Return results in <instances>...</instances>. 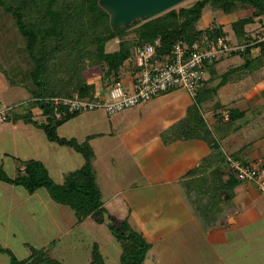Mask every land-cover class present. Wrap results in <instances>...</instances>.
<instances>
[{
	"label": "rangeland",
	"instance_id": "1",
	"mask_svg": "<svg viewBox=\"0 0 264 264\" xmlns=\"http://www.w3.org/2000/svg\"><path fill=\"white\" fill-rule=\"evenodd\" d=\"M194 1L182 0L171 8L179 9L180 7L189 6ZM248 13L249 10L246 8L237 9L229 14H224L220 11H204L197 27L201 29L205 28L211 22L213 24H220L225 31V36L228 37L227 45L232 48L231 51L241 50L243 43L241 42L240 44V39L231 31L230 23ZM155 14L153 13L152 15ZM1 15L6 20L0 22L1 25L5 26L4 32H7V36L13 39V43L20 45L21 40L16 30H13L10 17L2 13ZM245 31L249 36L254 35L255 37H259V40L264 36L261 33H259L260 35H256L257 31L264 32V28H262L260 23L256 22V19L253 23L246 25ZM116 43L117 39L115 38L107 43L106 48L108 50L115 49ZM7 52H4L0 56V70L5 72L7 78H13L15 66L22 64L20 61L23 62L25 57L23 54L17 55L16 53L8 57L6 55ZM250 54L253 57L257 56V62L251 61L248 67L249 71L245 73L242 69L234 68L243 62L242 55L235 54L232 56L229 52L226 55H219L222 56V59L217 61L216 72L211 79V85H215L219 81L221 74L228 67L233 68V71L225 74V76L227 75L225 83L215 92L207 94L206 99L203 98L204 95L201 91L197 97H190L183 89H174L157 95L144 103L109 115L102 110L80 112L58 126L55 129L57 136L67 139L74 138L77 143H82L90 148L93 155L91 165L92 168L94 167L95 176L99 183L100 179H104V177L118 183L119 190L117 196H115L116 198L110 200L104 197L102 199L107 207L109 205L112 206L111 208H113L114 212H103L99 216L104 220L102 226L99 223L96 224L89 217L77 223L69 206L54 202L49 197L46 188L40 187L34 193L27 194L21 186H9L0 182V247L3 248V251H0V264H10L8 254L13 255L17 260L26 258L29 254V246H25L23 243H27L32 248L38 249L41 247V244L45 243V240L50 241L52 238L55 242H52L53 247L47 251V255L59 260L63 264H85L89 257V245L92 241L98 243L103 259L106 254L114 255L108 260L106 257L104 260L105 264L116 263L120 248L106 223L117 226L120 217L123 219V216L126 214L125 210L131 207L134 211L138 202L144 203L145 213L146 200L149 201L148 209H146L148 214L143 221L148 224L150 220V229L144 238L146 241H150L152 245L157 240L163 241L165 234L161 229L166 228L168 223L159 214L160 211L162 212L161 208L165 201L161 199L164 192H161L160 187L162 186L159 184L160 175L157 176V174L153 173L150 164L143 171L145 174L152 173L151 180L144 181L143 175L136 169L135 161L137 155L135 156V154L130 153L131 149L137 146V144L142 145L145 143L148 137L159 136L170 140L171 133L175 132L174 129L179 128L181 125V127L185 128L184 125L192 121L193 113L197 112L200 115L204 114L215 119H220L221 116L218 109L222 107L219 105L224 103L220 94L225 97V105H231L228 104L230 102L228 98L237 97L238 93L243 90L250 91L256 99L263 98L264 81L256 83L257 80L264 79V66L260 62L262 57L258 56L256 48L251 49ZM22 65L24 67L26 63ZM251 71L257 75L255 81L252 78L253 83H250V80L246 77V74ZM83 74L86 80L94 82L97 91L101 92V83L98 76L86 70ZM206 75L207 72H205ZM238 77H241L239 82L238 80L235 81ZM129 78L130 76L125 73L121 80L123 87L127 85L130 80ZM3 82L6 89L0 92V108L6 109V118L3 122H0V169L7 175L12 176L16 173V166L19 163L37 160L45 167L48 177L54 183L59 184L63 182L65 174L68 171L77 169L78 164L83 163L82 155L71 147L58 145L54 141L47 140L42 129L33 124V121L40 122L43 120L38 110L39 106L33 109V114L29 115L28 113V109L32 105L30 93L24 87L6 85L7 79L5 78H3ZM240 82L242 84L239 86ZM234 100L236 101V98ZM216 103H218V107ZM257 108H259L260 115L253 116L251 112L246 113L241 118L235 119V121L226 122L228 129L231 131L239 123H245L252 131L248 135L242 133L244 136L241 137H244L246 141L255 138L257 132H264V101ZM170 117L176 119V125H171V127L169 126L170 128L167 127L166 131L164 127L167 119ZM29 118L31 122L27 121ZM210 139L211 141L213 139L216 141L214 136ZM158 143H162V141L160 140ZM186 145L187 142L184 140L178 146L180 154L183 156L191 150L187 149L188 145ZM216 146L218 149V145ZM244 151H236V154L232 152V157L241 158L244 153L250 154L252 152L250 147H246ZM199 153L200 151L196 155H199ZM170 157L171 155L164 157L162 162H166ZM224 158L227 161L226 156ZM240 158L239 160H241ZM256 160L258 159L251 161ZM224 170L227 173V169ZM128 177L134 178L135 184L130 185L125 191L123 187ZM148 182L154 185H151L150 191L147 190V196L138 197L135 189ZM11 191L16 192V195L13 196L10 193ZM200 198L189 196V200L193 203L192 205L196 207H201L204 202L209 201V198L207 199L206 196L202 199ZM212 199L217 209L223 207V202L225 201L221 200L219 194L215 195ZM104 204L103 208H105ZM110 213L112 216L109 215ZM198 218L203 223L209 222L204 214L200 213ZM211 221L213 222V220ZM76 223L77 225H74ZM159 234L163 235L160 239ZM152 248H154L155 252L145 253V264H151L152 260L156 261L157 264H176L171 257L166 259L165 255H160L157 252V244H154Z\"/></svg>",
	"mask_w": 264,
	"mask_h": 264
},
{
	"label": "trees",
	"instance_id": "2",
	"mask_svg": "<svg viewBox=\"0 0 264 264\" xmlns=\"http://www.w3.org/2000/svg\"><path fill=\"white\" fill-rule=\"evenodd\" d=\"M241 8L248 9L249 13L233 20L230 29L240 39V44L243 43V48L229 53L232 56L242 55L243 62L234 68L242 69L245 73L249 70L251 61L257 62V56L252 57L250 54L253 48H256L258 56L262 57L260 62L264 66V41L254 35L249 36L245 31L246 25L253 23L255 19L264 28V0H195L189 6L179 9L170 7L155 15L148 12L126 22L117 23L112 22V11L104 5L103 0H0V12L10 17L13 30H16L21 40L20 45L12 42L14 47L11 53L23 54L25 58L20 62L26 63L24 67L22 64L15 66L13 78H7L2 70L0 72L8 80V84H20L30 93L32 106H39L43 120L33 121V124L42 129L46 139L71 147L83 157L82 165L68 171L63 182L59 184L48 177L45 167L37 160L19 163L14 176H9L0 169V181L21 186L28 194L44 187L54 202L69 206L77 221L91 215L101 222L102 218L99 216L103 209L91 165L93 155L90 148L77 143L74 138L59 137L55 133L58 126L80 112L64 111L59 118H55L49 104L38 98L53 95L71 96L73 93L79 97L92 98L97 88L94 82L86 80L83 74L85 70L98 76L101 91L121 82L125 73L132 80L140 72V67L134 60L137 47L152 43L158 38L155 55L163 56L170 54L172 45L178 41L187 46L192 42H207L217 36H223L225 31L220 24L211 22L205 28L197 27L203 12L220 11L229 14ZM259 33L264 35V32L259 31L256 35H260ZM115 38L116 48L108 50L107 43ZM221 59L222 56H219L206 64L207 75L204 74L195 97L201 91L206 99L207 94L215 92L225 83V74L232 72L233 68L228 67L215 85L209 84L215 75L217 61ZM261 99L264 100V97ZM216 104L218 107V103ZM28 113L31 114L29 109ZM226 115L227 122H230L241 118L243 112L229 108ZM192 117L195 127L198 124L202 126L200 114L193 113ZM27 121L31 122L30 118ZM207 141L218 169L214 168L208 174L198 176L193 183L205 190L200 199L210 197L202 208L208 219V216L214 217L213 213L221 210L211 205V196L223 191L227 199H230L232 188L239 181L228 167L225 156L217 149L215 141ZM232 156V160L249 162ZM221 169L228 171L225 173V170L223 172ZM223 173L227 175L224 180L219 178ZM107 226L120 248L116 264H144L145 253L150 244L142 235L132 229L126 221H121L117 226ZM2 249L0 247V251H3ZM28 249V256L22 260L8 254L9 263L63 264L49 257L44 250L31 246ZM85 264H104L95 244L91 245Z\"/></svg>",
	"mask_w": 264,
	"mask_h": 264
},
{
	"label": "crops",
	"instance_id": "3",
	"mask_svg": "<svg viewBox=\"0 0 264 264\" xmlns=\"http://www.w3.org/2000/svg\"><path fill=\"white\" fill-rule=\"evenodd\" d=\"M4 20L5 18L2 17L0 12V22H3ZM4 30L5 26L0 23V43L2 44L0 46V56L3 55L4 52L10 50L6 55L11 57L13 54L11 53V49L14 47L12 44L13 39H11L10 36H7V32L5 33ZM11 61L13 60L11 59ZM252 71L246 74L250 83H253L252 78L255 81L257 76L255 73H252ZM3 78L5 77L0 72V92H3L6 89ZM237 80L239 82L241 77H238L235 81ZM257 81L256 83H262L264 79ZM211 83L212 82L209 84L211 85ZM240 84H242V82L238 85L240 86ZM6 85L21 86L20 84L11 85L8 84V82ZM220 96H222V102H224L221 104L223 106L218 109L221 116L220 119L201 114L202 126L198 124V126L195 127V123L192 121L185 124V128L181 127L182 125L180 124L181 126L174 129L175 132L171 133L170 140L163 139L159 136L148 137L145 143L142 145L137 144V146L131 149L130 152L135 154V156L137 155L135 161L136 169H138L143 175L144 181L151 180L152 173L149 172L150 174H145L143 171L144 168L149 167L150 164L153 173L157 174V176L160 175L159 184L162 186L160 187L162 190L161 192H164L161 199L165 201L161 208L162 212L160 211L159 214L160 217L162 216L166 220L168 225L166 228L161 229L164 231L165 239L163 241L157 240L154 244L158 245L157 252H159L160 255H165L166 259L171 257L176 264H264V193L259 192L253 183L238 182L232 188V196L230 199H227L225 193L221 191L219 196L222 201H225L223 202L224 205L221 210L213 213L214 217L212 215L208 216V223H203L198 218L200 213L203 214V206L196 207L195 205H192V201L189 200V196L196 198L202 197L203 191H205L201 186L198 187L195 185L193 180L200 175H204V173L205 175L208 174L214 168L218 169V164L212 156L213 153H211L207 141L212 136L215 137V143L218 145V149L223 156H226V158H230L233 153L236 154V151L240 150L242 152L246 147H250L253 152L250 153L251 155L244 153L243 157L238 158L247 161L258 159L259 161L264 162V132H257L255 138L246 141V139L244 140V137L241 136L248 135L252 132L251 128L248 127V125H245V123H239L230 131L226 125L227 118L224 119L222 117V114L226 113L229 108H235L240 112L242 111L243 115L250 112L253 116H257V114L260 115V112L258 111L260 107L257 108V106L262 104L264 100L261 98L256 99L250 91L243 90L238 93L237 97L228 98L230 101L228 104L231 105H225V97L221 94ZM234 98H236V101ZM35 107L36 106H30L29 111L31 114H33V109ZM171 125H176V119L172 117L166 121L164 127L166 131L167 127L170 128ZM242 133H244V135H242ZM160 140L162 143H158ZM184 140L187 142V149L191 150L183 156L180 154L181 152L178 146L179 143ZM199 151V155H196ZM169 155H171V157L168 158L166 162H162V159ZM204 158H206V160L208 159V161H204ZM80 165L78 164L76 168H79ZM148 170H150V168H148ZM93 171L95 176L94 167ZM220 171L224 172V169H221ZM213 176L214 175H212V179ZM226 176L227 175L223 173L219 178L224 180ZM133 180L134 178L129 177L126 179L123 187L125 191L130 185L135 184ZM95 182L100 192L101 209H103V212H114L113 208H111L112 206L109 205L107 207L102 199L104 197L110 200L115 199L119 190L118 183L105 177L104 179L101 178L99 183L96 176ZM7 185L13 186L12 184ZM151 185L154 184L148 182L137 188L135 187L136 195H138V197H143V195L147 196L146 192L151 188ZM10 193L13 194V196L16 195V192L14 191H11ZM206 198L210 199L209 196ZM211 198H214V196H211ZM103 204L105 205V208L102 207ZM211 205H216L213 202V199L211 200ZM148 206L149 201L146 200L145 213L143 202H138L134 211L131 207L127 208V210H125L126 214L123 216V219L120 217L118 224L121 221H126L132 229L138 231L144 238L145 234L150 229V220L148 224L143 221L148 214V211L146 210L148 209ZM109 215L112 216L111 213ZM87 217L93 219L96 224L99 223L101 226L104 223L103 219L101 222H98L91 215ZM108 219L110 218L108 217ZM211 220H213V222ZM77 223H79V221H77ZM77 223L74 225H77ZM162 236L163 235L159 234V239L162 238ZM52 242H55L53 238L50 241L45 240V243L41 244L39 249L46 250L45 252L49 251V249L53 247ZM148 243L150 244V247L146 252H155L154 248H152L154 244L152 245L150 241ZM92 244L97 246V250L100 253L99 245L96 241L90 243L89 250ZM23 245L30 246L27 243H23ZM113 256V254H106L103 259L101 255L103 262L106 257L108 260ZM144 261L145 260H143V262ZM151 264H157V262L152 260Z\"/></svg>",
	"mask_w": 264,
	"mask_h": 264
},
{
	"label": "built area",
	"instance_id": "4",
	"mask_svg": "<svg viewBox=\"0 0 264 264\" xmlns=\"http://www.w3.org/2000/svg\"><path fill=\"white\" fill-rule=\"evenodd\" d=\"M261 40L264 41V36ZM227 41L225 35L207 42H192L187 46L178 41L172 45L170 54L156 56V38L152 43H145L135 49L134 60L140 72L124 87L122 82H116L104 91H96L92 98L79 97L73 93L71 96L53 95L38 99L46 101L53 116L59 118L64 111L102 110L109 115L174 89H183L190 97H195L204 78L206 64L231 51ZM5 110L0 108V122L6 118ZM222 117L226 119V113ZM226 159L239 182L253 183L259 192L264 193V163L259 160L242 163Z\"/></svg>",
	"mask_w": 264,
	"mask_h": 264
},
{
	"label": "water",
	"instance_id": "5",
	"mask_svg": "<svg viewBox=\"0 0 264 264\" xmlns=\"http://www.w3.org/2000/svg\"><path fill=\"white\" fill-rule=\"evenodd\" d=\"M182 0H103L112 11V22H126L129 19L150 12L160 13Z\"/></svg>",
	"mask_w": 264,
	"mask_h": 264
}]
</instances>
